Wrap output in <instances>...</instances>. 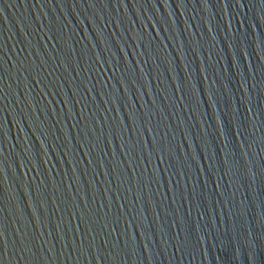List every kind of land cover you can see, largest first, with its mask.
Wrapping results in <instances>:
<instances>
[{"label": "water", "instance_id": "water-1", "mask_svg": "<svg viewBox=\"0 0 264 264\" xmlns=\"http://www.w3.org/2000/svg\"><path fill=\"white\" fill-rule=\"evenodd\" d=\"M0 264H264V0H0Z\"/></svg>", "mask_w": 264, "mask_h": 264}]
</instances>
